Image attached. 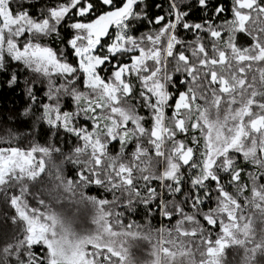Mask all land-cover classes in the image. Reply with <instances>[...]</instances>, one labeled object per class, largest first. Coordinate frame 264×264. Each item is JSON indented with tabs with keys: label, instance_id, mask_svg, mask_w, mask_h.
<instances>
[{
	"label": "snow or ice",
	"instance_id": "obj_1",
	"mask_svg": "<svg viewBox=\"0 0 264 264\" xmlns=\"http://www.w3.org/2000/svg\"><path fill=\"white\" fill-rule=\"evenodd\" d=\"M33 7L0 0V264H264V0Z\"/></svg>",
	"mask_w": 264,
	"mask_h": 264
},
{
	"label": "trees",
	"instance_id": "obj_2",
	"mask_svg": "<svg viewBox=\"0 0 264 264\" xmlns=\"http://www.w3.org/2000/svg\"><path fill=\"white\" fill-rule=\"evenodd\" d=\"M29 3H31L32 5H34V7L32 9H30V11H32L33 13H36L40 7L43 5V3L45 2V0H28ZM153 11L158 12V9H153ZM197 15H202V13H197ZM140 30L143 31L145 30L143 27L139 26ZM0 79H3L2 77H0ZM24 105V101L21 98V93L20 90L17 89L15 92H12L11 90L7 89L6 87L3 89H0V112H2L5 115H9V109H16V110H22ZM31 124L30 122L25 123L23 120H21L19 123H17L15 125L16 129L20 132V133H25L29 130ZM46 128V126H45ZM46 139V137H45ZM43 142V141H41ZM69 167V171H70V166ZM93 194H95L96 189L93 188L92 189ZM135 219L140 220L141 216L138 215L136 217H134ZM153 223H156V221L154 220Z\"/></svg>",
	"mask_w": 264,
	"mask_h": 264
}]
</instances>
